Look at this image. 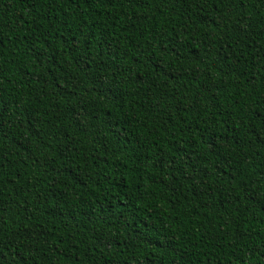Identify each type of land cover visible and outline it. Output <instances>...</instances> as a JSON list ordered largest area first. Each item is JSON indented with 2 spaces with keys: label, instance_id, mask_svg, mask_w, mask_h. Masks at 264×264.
I'll return each instance as SVG.
<instances>
[{
  "label": "trees",
  "instance_id": "trees-1",
  "mask_svg": "<svg viewBox=\"0 0 264 264\" xmlns=\"http://www.w3.org/2000/svg\"><path fill=\"white\" fill-rule=\"evenodd\" d=\"M0 264H264V0H0Z\"/></svg>",
  "mask_w": 264,
  "mask_h": 264
}]
</instances>
